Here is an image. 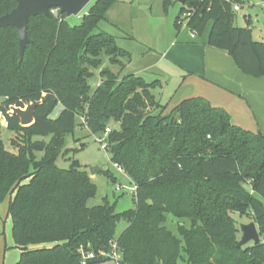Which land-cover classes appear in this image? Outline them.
Listing matches in <instances>:
<instances>
[{
	"label": "trees",
	"instance_id": "obj_1",
	"mask_svg": "<svg viewBox=\"0 0 264 264\" xmlns=\"http://www.w3.org/2000/svg\"><path fill=\"white\" fill-rule=\"evenodd\" d=\"M116 1L92 0L74 26L52 9L31 16L32 42L21 61L16 28H0V106L13 133L9 150L0 132V202L8 197L20 251L15 264H82L81 245L95 253L86 264H112L102 253L114 242L126 264H264V133L234 124L227 110L202 96L185 97L165 113L151 92L159 80L118 78L103 67L102 55L121 66L120 56L131 58L113 35L94 32ZM176 1L178 30L190 12L191 41L227 51L246 75L264 76V41L254 40L248 25L232 24L236 0ZM170 3L163 0V7ZM15 5L0 0V15ZM90 67L101 68L93 90ZM33 101L39 103L29 126L6 112ZM77 116V126L93 134L119 124L105 139L112 162L136 186L133 208L116 212L106 198L87 206L96 192L88 172L76 160L66 169L56 165ZM47 135L48 142L34 138ZM234 213L255 222L257 242L237 247ZM168 214L178 222L176 234L165 224ZM121 219L126 225L117 232Z\"/></svg>",
	"mask_w": 264,
	"mask_h": 264
},
{
	"label": "rangeland",
	"instance_id": "obj_2",
	"mask_svg": "<svg viewBox=\"0 0 264 264\" xmlns=\"http://www.w3.org/2000/svg\"><path fill=\"white\" fill-rule=\"evenodd\" d=\"M90 3L78 15L66 17L68 24L79 25ZM236 3L240 9L234 12L232 24L240 27L248 25L252 31V38L264 41V0H236ZM179 8L180 3L176 0H171L166 9L163 7V0H117L106 13L105 18L100 20L94 29V32L104 31L113 35L116 44L129 51L131 56L129 60L120 56L121 62L124 63L121 66L113 64L109 56L102 55V66L118 73V78L133 73L143 77L147 82L159 80L162 89L155 87L152 92L156 95L155 98L159 99V104L165 106V113L185 98L183 92L186 87L196 89L190 92L193 93V96L205 97L204 94H199L201 93L200 89L193 87L192 83L189 86L186 85L187 83H181L184 74L183 67H185L184 58L181 56L177 58V62H174L176 47H171V43L191 41L188 29L180 28L178 30L174 25ZM100 67L98 69L89 68L93 73V76L89 78L91 90L101 81ZM159 109L155 112H158ZM56 112L57 110L52 115L55 116ZM79 122L80 117L77 116L73 132L64 136L63 153L61 152L55 159L56 165L66 169L76 160L81 169L88 172L91 181L96 185V192L93 197L87 200V206L102 204L106 198L109 203H116V212L133 208L134 194L130 193L129 189L132 184L124 172H120L114 167L111 154L107 150L108 144L105 139L107 134L105 135V131L93 134L86 127L77 126ZM107 128L109 130L117 129L119 124L109 123ZM0 132L5 148L13 149L9 142L13 133L7 128L4 119L0 120ZM50 137L51 135L34 138L48 142ZM105 142L106 147L104 148L102 144ZM41 154L38 152L36 156L39 158ZM92 166H97L101 170L91 173L90 167ZM112 177L115 181H112ZM124 179L127 182H123ZM7 207L8 197L0 202V264H15L20 251L14 246L12 240L11 218L7 215ZM233 216L238 226L249 221L247 216L240 217L237 213H234ZM165 224L172 232L177 233L178 222L174 217L168 214ZM125 225L126 222L121 219L117 224V232H120ZM186 225H188L187 222ZM240 236L241 232L239 231ZM261 239L264 242V237Z\"/></svg>",
	"mask_w": 264,
	"mask_h": 264
},
{
	"label": "crops",
	"instance_id": "obj_3",
	"mask_svg": "<svg viewBox=\"0 0 264 264\" xmlns=\"http://www.w3.org/2000/svg\"><path fill=\"white\" fill-rule=\"evenodd\" d=\"M171 47H176L174 62L181 56L184 58L181 83L198 87L200 95L204 94L214 106L227 110L234 124L264 133V76L251 77L242 73L227 51L197 40L171 43ZM156 87L162 89L161 83ZM206 87L210 88L209 92ZM192 90L196 89L186 87L184 97L193 96Z\"/></svg>",
	"mask_w": 264,
	"mask_h": 264
},
{
	"label": "water",
	"instance_id": "obj_4",
	"mask_svg": "<svg viewBox=\"0 0 264 264\" xmlns=\"http://www.w3.org/2000/svg\"><path fill=\"white\" fill-rule=\"evenodd\" d=\"M16 5L7 13L0 15V28L13 26L18 33V60L21 61L26 45L32 40L27 34V24L31 16L40 13L49 16L51 9H56L65 17L78 15L85 6L92 0H15ZM180 2L182 0H179ZM57 13V12H56ZM38 101H33L23 107L12 106V111L19 118L22 126H29L34 122V109ZM101 169L97 166L90 167V172L95 173ZM123 181H126L125 179ZM151 203V200H149ZM241 236L237 242V247H241L249 242L259 240V232L254 221L242 223L239 226ZM159 264V263H157Z\"/></svg>",
	"mask_w": 264,
	"mask_h": 264
},
{
	"label": "built area",
	"instance_id": "obj_5",
	"mask_svg": "<svg viewBox=\"0 0 264 264\" xmlns=\"http://www.w3.org/2000/svg\"><path fill=\"white\" fill-rule=\"evenodd\" d=\"M233 10L234 11H237L239 10L240 6L236 3L233 4L232 6ZM53 10V9H52ZM54 14H56V9L54 11H52ZM190 12L186 13V14H183L180 18V20L178 21V24H180V27L181 28H186L187 27V21H188V18L190 16ZM189 36L191 38H194L195 37V32L193 31H189ZM7 113H13L12 111V106H9V108L7 109L6 111ZM1 119H4L5 120V123H6V115H5V112L4 110L1 108L0 106V120ZM109 132V128H106L105 129V135ZM102 147H106V142L102 144ZM114 167L120 171V172H124V170L122 169V167L116 163H113ZM125 173V172H124ZM123 181V180H122ZM124 182V181H123ZM127 182V181H126ZM125 182V183H126ZM121 186V185H120ZM122 186H124V183H122ZM130 193L134 194L135 193V190H136V186L134 184H132L130 187ZM78 252L80 254V257H81V263L82 264H86L88 262V260L92 259L95 257V253L91 250H87L85 249L82 245L79 246L78 248ZM103 256H105L106 258H108L109 262H111L112 264H126L125 262H123V259H122V253L120 251V249L118 248L117 244L114 242V243H111L110 244V249L107 251V252H103L102 253Z\"/></svg>",
	"mask_w": 264,
	"mask_h": 264
}]
</instances>
